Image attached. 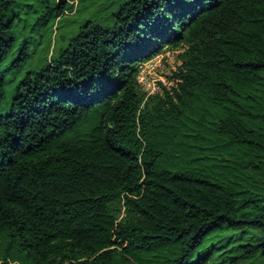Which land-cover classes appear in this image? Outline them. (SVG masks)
I'll return each mask as SVG.
<instances>
[{"label":"trees","instance_id":"obj_1","mask_svg":"<svg viewBox=\"0 0 264 264\" xmlns=\"http://www.w3.org/2000/svg\"><path fill=\"white\" fill-rule=\"evenodd\" d=\"M77 1L0 0V264H264V0Z\"/></svg>","mask_w":264,"mask_h":264},{"label":"rangeland","instance_id":"obj_2","mask_svg":"<svg viewBox=\"0 0 264 264\" xmlns=\"http://www.w3.org/2000/svg\"><path fill=\"white\" fill-rule=\"evenodd\" d=\"M78 1L80 3V0ZM103 1L105 0H96L94 3L88 4V12L95 11L97 6H100ZM87 3H89V1L82 3L80 6L83 8ZM85 15L86 14H84V16ZM80 17L85 18L86 16L83 17V15H81ZM77 18L78 15L64 14L62 16L63 20L61 24H57L55 27L53 26L51 32H49V29L47 31L48 33L44 34V37L41 39V46L34 51V56L32 55L34 58L30 59V62H38L37 58L40 60H43L44 58L50 59L52 48L63 46L66 43V33L73 29L74 26L71 22L77 20ZM64 22H67L66 27L60 29ZM59 26L60 28L58 29ZM64 32L65 36L59 38ZM48 41H50L49 50L46 49ZM40 48L43 49L42 52L39 51ZM180 53V50L164 49L153 59L140 64L135 69L137 71L136 90L138 96L142 99V104L140 106L141 111L148 112L149 114L155 113L164 98V93H170V90L175 86L174 75L177 73L180 66ZM22 77L23 73L17 75V79H21ZM15 82L16 81L8 84L7 87L11 88ZM119 218H122V214L119 215Z\"/></svg>","mask_w":264,"mask_h":264},{"label":"snow or ice","instance_id":"obj_3","mask_svg":"<svg viewBox=\"0 0 264 264\" xmlns=\"http://www.w3.org/2000/svg\"><path fill=\"white\" fill-rule=\"evenodd\" d=\"M195 2H196V0H193V3L188 5V7H194L195 6ZM173 22L174 21H169L166 18H162L160 20V24H161L162 27H170ZM97 85H98L99 89H104V88L108 87V83L105 82V81H97Z\"/></svg>","mask_w":264,"mask_h":264}]
</instances>
